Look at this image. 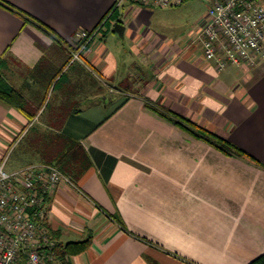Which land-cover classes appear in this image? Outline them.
Masks as SVG:
<instances>
[{"label": "crops", "instance_id": "obj_1", "mask_svg": "<svg viewBox=\"0 0 264 264\" xmlns=\"http://www.w3.org/2000/svg\"><path fill=\"white\" fill-rule=\"evenodd\" d=\"M4 1L49 31L0 6L3 74L28 110L0 102V163L9 156L8 172L67 168L71 183L46 210L59 244L91 238L72 264H250L264 255V58L226 69L205 60L197 36L208 10L169 37L154 10L129 1ZM114 9L88 46L76 38ZM150 106L254 159L225 155Z\"/></svg>", "mask_w": 264, "mask_h": 264}, {"label": "built area", "instance_id": "obj_2", "mask_svg": "<svg viewBox=\"0 0 264 264\" xmlns=\"http://www.w3.org/2000/svg\"><path fill=\"white\" fill-rule=\"evenodd\" d=\"M147 8H176L189 0H118ZM206 22L197 39L205 60L220 69L255 66L264 58V0H205ZM80 30L76 38L87 46L102 32ZM79 56V55H77ZM0 163V264H59V243L48 228L47 197L71 183L57 166L31 165L8 172Z\"/></svg>", "mask_w": 264, "mask_h": 264}, {"label": "trees", "instance_id": "obj_3", "mask_svg": "<svg viewBox=\"0 0 264 264\" xmlns=\"http://www.w3.org/2000/svg\"><path fill=\"white\" fill-rule=\"evenodd\" d=\"M0 6L14 12L18 16L22 17L25 23H32L45 32H48L49 29L44 26V24L40 23L39 21H36L32 16L27 14L26 12H23L19 8L13 6L12 4L0 0ZM117 9L112 10L110 12V15H108L105 20V25L108 26L110 23H112L116 16ZM83 45L85 42H81ZM88 46V45H87ZM7 62L0 56V102L3 103L6 106L13 107L16 109L21 110L22 112L28 113V110L26 108V103L24 99L21 97V95L14 89L10 84L7 82L4 74H3V68L6 67ZM152 110L160 114L164 119L167 121L173 123L174 125L180 127L183 129L186 133L190 134L191 136L195 137L196 139L205 141L206 143L214 146L219 151L223 152L225 155L229 157H249L254 159L252 156H250L247 152H245L240 147L236 146L232 142L225 140L224 138L210 133L207 130H204L200 127H198L196 124L191 122L190 120L165 109H158L155 107H151ZM74 143V142H73ZM77 146L76 143H74V147ZM74 154V152H73ZM258 163V162H257ZM61 171H64L66 173L67 168L60 167ZM117 219V218H116ZM119 221V219H118ZM119 223L122 224V221H119ZM122 226H124L122 224ZM125 227V226H124ZM55 238V237H54ZM91 238L86 239L82 242H73L69 243L67 245L59 244V264H72L71 263V257L78 255L80 253L85 252L88 247L90 246ZM250 264H264V255L258 257L254 261H252Z\"/></svg>", "mask_w": 264, "mask_h": 264}, {"label": "rangeland", "instance_id": "obj_4", "mask_svg": "<svg viewBox=\"0 0 264 264\" xmlns=\"http://www.w3.org/2000/svg\"><path fill=\"white\" fill-rule=\"evenodd\" d=\"M151 10L155 11L154 21L160 23L158 29L161 33L166 36L173 37L186 33L188 29H191L199 21L203 14L206 13L208 10V4L205 0H191L181 7L168 9L154 8ZM18 153L20 152L16 151L14 153L11 163L13 160H16L15 157ZM8 157L6 160H8Z\"/></svg>", "mask_w": 264, "mask_h": 264}, {"label": "clouds", "instance_id": "obj_5", "mask_svg": "<svg viewBox=\"0 0 264 264\" xmlns=\"http://www.w3.org/2000/svg\"><path fill=\"white\" fill-rule=\"evenodd\" d=\"M116 68H117V66H116L115 62L113 61V62L108 64L106 71L108 72L109 75H111L114 71H116Z\"/></svg>", "mask_w": 264, "mask_h": 264}, {"label": "water", "instance_id": "obj_6", "mask_svg": "<svg viewBox=\"0 0 264 264\" xmlns=\"http://www.w3.org/2000/svg\"><path fill=\"white\" fill-rule=\"evenodd\" d=\"M116 31L119 33V34H122L123 31H124V26H122L121 24H116Z\"/></svg>", "mask_w": 264, "mask_h": 264}]
</instances>
